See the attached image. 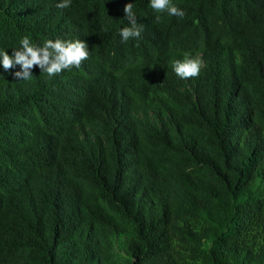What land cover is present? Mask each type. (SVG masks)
Masks as SVG:
<instances>
[{"label":"trees","instance_id":"obj_1","mask_svg":"<svg viewBox=\"0 0 264 264\" xmlns=\"http://www.w3.org/2000/svg\"><path fill=\"white\" fill-rule=\"evenodd\" d=\"M58 2L0 0V51H89L52 77L0 65V264H264V0Z\"/></svg>","mask_w":264,"mask_h":264},{"label":"clouds","instance_id":"obj_2","mask_svg":"<svg viewBox=\"0 0 264 264\" xmlns=\"http://www.w3.org/2000/svg\"><path fill=\"white\" fill-rule=\"evenodd\" d=\"M71 0H59L56 4L58 9L70 7ZM150 7L156 12H167L170 16L183 18L185 12L171 3V0H149ZM124 17L128 26L120 29L119 36L122 42L130 39L141 38L142 27L136 21L132 3H126ZM161 20L160 16L155 18ZM89 51L87 44L82 40L62 41L60 39L44 41L42 46L33 45L28 37L20 40V47L13 49L12 55L5 51H0V65L5 71L19 66V71L13 73L16 80H30L32 70L38 67L41 72H45L49 77L60 74L64 70L79 68L82 62L88 59ZM202 61L192 58L185 53L183 60L174 62L173 71L181 79L198 77L201 71Z\"/></svg>","mask_w":264,"mask_h":264},{"label":"rangeland","instance_id":"obj_3","mask_svg":"<svg viewBox=\"0 0 264 264\" xmlns=\"http://www.w3.org/2000/svg\"><path fill=\"white\" fill-rule=\"evenodd\" d=\"M128 246V241L124 237H119L115 239L114 247L115 251L121 254H125L126 248Z\"/></svg>","mask_w":264,"mask_h":264}]
</instances>
